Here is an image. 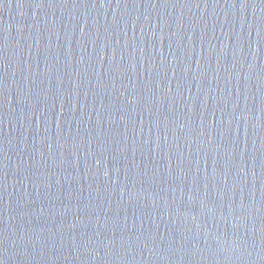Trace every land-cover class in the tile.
<instances>
[{"label":"water","instance_id":"obj_1","mask_svg":"<svg viewBox=\"0 0 264 264\" xmlns=\"http://www.w3.org/2000/svg\"><path fill=\"white\" fill-rule=\"evenodd\" d=\"M0 264H264V0H0Z\"/></svg>","mask_w":264,"mask_h":264}]
</instances>
